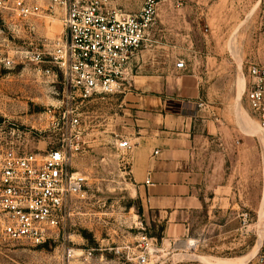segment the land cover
I'll return each mask as SVG.
<instances>
[{
	"label": "rangeland",
	"instance_id": "obj_1",
	"mask_svg": "<svg viewBox=\"0 0 264 264\" xmlns=\"http://www.w3.org/2000/svg\"><path fill=\"white\" fill-rule=\"evenodd\" d=\"M18 1L0 4V59L14 61L10 68L0 62V146L13 142L21 152L45 154L73 143L80 149L74 150L72 170L88 181L84 193L72 198L71 216L56 242L34 247L0 239V264H139L143 251L148 264L252 259L264 241V130L244 91L248 65L264 64V0H157V24L145 58L157 55L160 70L186 58L188 70L199 78L200 98L219 119L213 120L216 143L228 151L220 179L228 186L227 201L205 206L183 233L169 236L165 224L143 216L128 157L113 143L123 126L111 117L115 99L86 100L79 109L81 124L72 131L62 117L77 104L57 110L55 117L49 113L66 96L62 74L48 56L42 63L31 57L61 37L64 12L51 9L50 0H24L39 8L25 17ZM144 1H130L131 9ZM70 249L74 254L68 258Z\"/></svg>",
	"mask_w": 264,
	"mask_h": 264
},
{
	"label": "built area",
	"instance_id": "obj_2",
	"mask_svg": "<svg viewBox=\"0 0 264 264\" xmlns=\"http://www.w3.org/2000/svg\"><path fill=\"white\" fill-rule=\"evenodd\" d=\"M50 1L51 9L59 6L64 12L63 33L59 39L42 44L43 49L34 51L31 60L42 63L44 56H48L62 74L66 96L49 113L55 117L57 110L77 104L71 111H64L62 117L72 131L81 124L79 109L86 100L95 95L130 91L134 63L152 43L158 2L145 0L138 11L128 12L118 8L116 0ZM5 3L6 0H0L1 5ZM16 6L25 17L39 10L24 0ZM0 62L8 68L14 64L10 58ZM176 67L185 69L186 62L179 60ZM45 73L57 76L51 69ZM244 93L264 130V64L248 65ZM213 116L219 120L216 113ZM114 145L119 150L133 148L127 138L116 139ZM79 149L70 143L36 154L21 152L13 142L0 146V239L34 247L57 241L71 216L72 198L84 193L88 181L84 173L72 170L73 153ZM73 254L70 249L68 258ZM136 259L139 264L150 262L145 251ZM254 264H264V248L256 254Z\"/></svg>",
	"mask_w": 264,
	"mask_h": 264
},
{
	"label": "crops",
	"instance_id": "obj_3",
	"mask_svg": "<svg viewBox=\"0 0 264 264\" xmlns=\"http://www.w3.org/2000/svg\"><path fill=\"white\" fill-rule=\"evenodd\" d=\"M130 1L116 0V6L138 11L131 9ZM144 52L134 63L130 91L105 95L117 102L112 120L123 125L112 138L113 143L127 138L133 144L131 150L122 151L128 157L143 216L154 224H165L168 236L179 235L205 206L227 201L228 186L220 179L228 151L216 143L215 111L200 98L199 78L188 70L186 58H177L160 70L158 56L148 59ZM179 60L186 62L185 69L176 67ZM173 104L177 110L169 109ZM260 247L258 252L264 241ZM255 256L246 264H254Z\"/></svg>",
	"mask_w": 264,
	"mask_h": 264
},
{
	"label": "bare ground",
	"instance_id": "obj_4",
	"mask_svg": "<svg viewBox=\"0 0 264 264\" xmlns=\"http://www.w3.org/2000/svg\"><path fill=\"white\" fill-rule=\"evenodd\" d=\"M218 261H219V260H218ZM220 261H221V260H220ZM212 262H213V261H212ZM220 264H225V263H222V262H221Z\"/></svg>",
	"mask_w": 264,
	"mask_h": 264
},
{
	"label": "trees",
	"instance_id": "obj_5",
	"mask_svg": "<svg viewBox=\"0 0 264 264\" xmlns=\"http://www.w3.org/2000/svg\"><path fill=\"white\" fill-rule=\"evenodd\" d=\"M169 109H170V105H169ZM171 110V109H170Z\"/></svg>",
	"mask_w": 264,
	"mask_h": 264
}]
</instances>
